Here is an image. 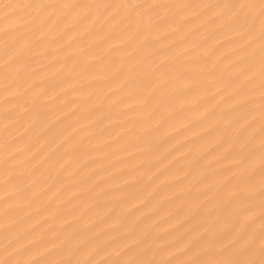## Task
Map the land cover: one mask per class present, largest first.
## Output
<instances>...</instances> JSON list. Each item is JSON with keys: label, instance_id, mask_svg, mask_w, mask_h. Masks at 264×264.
<instances>
[{"label": "snow or ice", "instance_id": "obj_1", "mask_svg": "<svg viewBox=\"0 0 264 264\" xmlns=\"http://www.w3.org/2000/svg\"><path fill=\"white\" fill-rule=\"evenodd\" d=\"M26 8L38 10L22 18L29 26L30 35L6 32L7 38L0 41L5 58L2 103L6 126L8 121L15 120L23 128L25 118L31 124L33 114L35 118L43 115L41 106L46 107L55 98L63 99L57 90L63 91L66 85L79 91L82 97L86 95L88 104H99V98L93 101V93L88 89L95 86L90 74L102 71L103 76L96 79L110 82L101 87L100 94L110 109L122 112L125 118L122 123L133 124L127 131L135 139L153 137L146 141L145 147L150 149L155 132L183 114L189 91L214 87L222 96L228 93L224 100L230 111L219 117L213 111L205 117L216 120L212 131L217 135L211 154L219 162L231 159L234 168H228L231 175L223 182L213 181L217 174L205 170L200 181L205 185L201 193L205 199L200 201L197 197L203 222L188 232L177 230V234L154 251L156 242L149 243L144 233L137 235L135 230L113 233L85 228L37 232L29 228L26 217L17 209L27 210L34 203L32 193L43 179L45 162L38 160L30 148L24 151L18 147L15 141L20 137L9 132L0 160V199L6 205L0 210L3 217L0 228L5 233L0 264H264V0L199 5L165 4L160 0L123 4H78L62 0L55 4L0 5L6 18L10 10ZM194 8L214 10L205 23L238 37V47L234 44L232 51L241 63L247 64L246 70L235 73L228 65L210 63L203 53L194 51L195 40L189 44L187 37L171 39L183 31L182 13L174 14L173 10ZM101 9L123 10L124 15L117 19V13L105 20ZM193 23L197 28L201 26L197 21ZM165 25L172 29L170 33L165 31ZM161 34L169 39H161ZM257 41L258 190L254 113L249 109L254 84L250 73L255 72L254 63L249 61H254ZM114 49L122 51L126 59L114 57ZM86 54H91L99 64L89 63ZM154 57H167V60ZM231 63L239 67L235 60ZM38 66L48 67L52 72L51 77L45 78L48 83L33 75ZM132 72H136L135 77L131 76ZM190 72L195 74L194 79ZM225 72L229 73L227 79ZM181 79L186 80V86L178 89L176 82ZM161 253L172 258H148L149 254Z\"/></svg>", "mask_w": 264, "mask_h": 264}, {"label": "bare ground", "instance_id": "obj_2", "mask_svg": "<svg viewBox=\"0 0 264 264\" xmlns=\"http://www.w3.org/2000/svg\"><path fill=\"white\" fill-rule=\"evenodd\" d=\"M62 0H0V5L5 3L35 4L58 3ZM78 4H123L140 3L143 0H68ZM165 4H217V3H242L245 0H160ZM38 10L32 8L10 10L6 18L0 9V41L7 38L5 33H27L29 27L23 22V17ZM120 19L123 10L101 9L100 14L105 20L113 15ZM174 14L182 13L183 31L177 32L171 39L183 40L188 43L196 41L197 54L203 53L210 63L228 65L235 73L246 70L247 64L241 63L239 56L232 51L233 45L238 47V37L234 33L219 31L211 23H205L214 10L210 9H174ZM95 18V10H93ZM70 19V17H69ZM197 21L201 26L197 28ZM165 31L172 29L165 25ZM161 39L167 40L161 34ZM119 44V36L116 38ZM257 53L254 61L255 72L252 75V97L249 105L254 113V131L256 133L255 147L257 149L254 168L256 170V185L259 187V54L258 41ZM74 51V48H73ZM87 61L99 64L91 54H86ZM113 56L126 59L122 51L113 50ZM231 57V60L228 59ZM39 59H43L40 57ZM81 59H84L82 56ZM154 59L167 60V57ZM235 60L239 67L232 65ZM46 63V62H45ZM5 69L4 50L0 47V160L3 158L4 143L9 132L20 137L15 144L32 154L38 160L44 161L43 179L32 193L34 203L25 209H17L26 217L29 228L37 232L79 230L97 228L113 233L135 230L137 235L144 233L149 238V243L156 242L157 249L171 239L173 235L188 232L199 226L204 217L199 214L197 197L203 201L202 190L205 187L201 179L205 170L215 172L213 181H220L231 175L228 168H234L231 159L219 162L211 154L215 147L213 141L216 133L212 129L216 120L205 117L215 111L217 117L230 109L225 103L224 96L214 87H198L189 91L185 99L188 103L179 118L170 120L160 127L154 134L152 148L146 149V141L153 140L152 136L144 140H137L121 121L125 119L115 109H110L105 98L100 94L101 87L110 82L96 79L103 76L99 71L93 74L94 87H89L93 93L92 99L99 98V104H88L87 97L81 96L79 91L65 86L63 91L57 90L58 96L48 101L47 106L39 109L43 115L35 118L31 124L25 118L23 128L15 122L4 118L3 76ZM55 71V69H53ZM104 71H107L105 69ZM48 83L46 77H51L48 67L38 66L33 73ZM63 75L68 77V73ZM194 79L195 74L189 73ZM229 73H224L228 78ZM132 77L136 72L131 73ZM125 79L128 78L127 73ZM72 83L75 80L69 78ZM87 86V85H86ZM186 86V80L176 82L179 89ZM112 87L115 89L116 84ZM235 103V101H232ZM123 107V106H121ZM131 116L132 113L130 112ZM111 117V118H109ZM17 119L19 117H16ZM138 126V125H137ZM20 129L17 132V129ZM210 181V182H213ZM2 196V189H0ZM6 205L0 199V210ZM259 216V208L256 209ZM3 217H0V225ZM20 227H24L21 224ZM255 227L259 228L257 222ZM4 236L0 228V258H3ZM149 259L172 258L168 253H161ZM99 259V257H98Z\"/></svg>", "mask_w": 264, "mask_h": 264}]
</instances>
